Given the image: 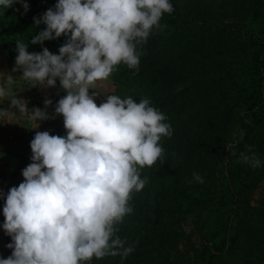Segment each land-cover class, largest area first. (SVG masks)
I'll return each instance as SVG.
<instances>
[{"label":"trees","instance_id":"16d2710c","mask_svg":"<svg viewBox=\"0 0 264 264\" xmlns=\"http://www.w3.org/2000/svg\"><path fill=\"white\" fill-rule=\"evenodd\" d=\"M57 2L27 0L26 14L19 2L0 6V47L13 62L17 40L29 52L59 54L63 35L31 42L46 27L33 17ZM170 2L174 11L143 45L139 71L121 63L111 73L115 95L148 98L173 129L160 141L163 161L142 170L148 183L129 202L150 216L126 240L135 247L126 259L88 264H264V196L254 203L264 181V0ZM246 146L260 167L240 162Z\"/></svg>","mask_w":264,"mask_h":264},{"label":"clouds","instance_id":"9594fccd","mask_svg":"<svg viewBox=\"0 0 264 264\" xmlns=\"http://www.w3.org/2000/svg\"><path fill=\"white\" fill-rule=\"evenodd\" d=\"M16 2L26 14L27 0H0V6ZM173 11L170 0H58L54 9L33 17L37 26L46 27L31 42L63 35L67 40L59 54L46 47L29 52L28 43L17 40L13 71L39 85L54 87L59 80L67 93L55 106L67 135L35 132L32 162L22 169L23 182L9 189L3 206L2 227L11 237L7 247L12 254L0 257V264H88L106 256L123 260L135 251L117 235L118 225L133 212L132 194L148 183L142 170L163 161L160 141L170 138L173 129L148 98L137 103L131 96L107 95L98 106L97 93L90 95L89 89L121 63L138 72L146 54L143 45L154 30L166 27L160 21ZM3 79L0 98L8 96L15 82L11 75ZM11 103L27 112L25 101ZM44 103L47 107L52 101ZM29 115L36 121L49 118L39 108ZM246 148L240 162L260 167L252 146ZM193 180L204 183L199 173H193Z\"/></svg>","mask_w":264,"mask_h":264},{"label":"crops","instance_id":"0c3cea01","mask_svg":"<svg viewBox=\"0 0 264 264\" xmlns=\"http://www.w3.org/2000/svg\"><path fill=\"white\" fill-rule=\"evenodd\" d=\"M11 67L12 66L8 61V56H6V54L0 56V74H2L3 78H6L7 75L12 76ZM17 74L13 77L15 82L9 89L8 96L0 98V169L2 168L0 174H4L7 166L20 168L28 166L32 162L30 142L35 135V125L34 127L32 126V118L30 115V118H28L31 119L30 125L27 123L22 124V121L26 118H22V111L15 107L11 102L13 100L21 99L25 101L27 105L30 103L29 106H27V111L31 114L33 111V104L34 107L37 105L38 94L41 93V98H46L48 97V91H50V86L39 85L36 82H25L20 80L17 77ZM3 78H0V83H4ZM33 99H35L34 103ZM28 108L30 109L28 110ZM50 109L54 112L56 118L59 119V124H55L56 127L51 129L52 135L66 136L67 132L65 131L63 116L55 114V108L53 105L50 106ZM23 180L24 177L22 172H18L14 184L9 185V187H18ZM2 254L3 253L1 252L0 257H2Z\"/></svg>","mask_w":264,"mask_h":264},{"label":"rangeland","instance_id":"374dc122","mask_svg":"<svg viewBox=\"0 0 264 264\" xmlns=\"http://www.w3.org/2000/svg\"><path fill=\"white\" fill-rule=\"evenodd\" d=\"M3 53V54H2ZM6 54V56H8V61L10 63V65L12 66L10 69L12 70V77H15L17 73V77L20 80L23 81H27L24 79L22 73H20L19 71H13L15 65V62H13L10 58V54L9 51L0 47V56H4ZM14 64V65H13ZM25 84V83H24ZM28 85V83H27ZM93 92L97 93V96L95 98V102L97 103V105L99 106L101 103L106 101L107 95H115V86L112 82L111 79V75L103 81H97L94 89H89V94L91 95ZM48 97L46 98H41V93L38 94V102L36 107H34L33 104V109L34 108H39L43 111H46L47 115H48V119H44V120H34L32 119L31 124L34 127L35 125V130L36 131H49L50 135H52L51 133V129L56 127L55 124H59V119L56 118V115H54V112L50 109V106H56L57 102L59 101L60 98H62L63 96H65L67 93L65 92V90H63L60 86L59 80L56 81V85L54 87H50V91H48ZM46 99H50L52 101V104L50 106L45 107V100ZM29 102V100H28ZM35 102V99H33V103ZM30 103H28L27 106H29ZM30 108H28L29 110ZM30 112H22L23 117L22 118H26L25 120L22 121V124L27 123L30 125V120L28 119ZM28 119V121H27ZM38 125V127H36V124ZM54 130V129H53ZM34 131V132H36ZM66 131V129H65ZM67 135V134H66ZM26 167V166H25ZM25 167H10L7 166L5 168V172L4 174H0V191H2L4 193V197H0V253L2 252V258H7L8 256H10L12 254V249H9L7 247V245L9 243H11V237L8 236L2 225L4 223L5 217L3 215V206L5 204V199H6V195L9 191V189L11 187H9V185L14 184V180L16 179V175L18 172H22V169H24ZM0 172H2V168L0 169ZM262 196H264V181L261 183V185L259 186V188L256 190L255 193V200L254 203H256ZM133 208V212L131 214H128L124 217L123 222L121 224H119V229H120V235L122 234L125 240H128L132 235H134L138 228L141 226V224L143 223V221H145L146 219L149 218L150 213L148 211H146V209L142 208L141 205H135ZM194 239H197V236H194ZM5 240V241H4ZM4 241V242H3ZM4 244V245H3ZM186 259H188L186 257ZM180 264H188L187 261L183 260L181 261Z\"/></svg>","mask_w":264,"mask_h":264}]
</instances>
